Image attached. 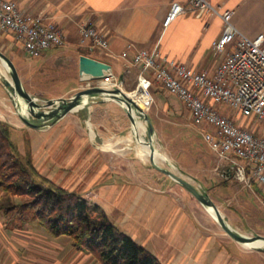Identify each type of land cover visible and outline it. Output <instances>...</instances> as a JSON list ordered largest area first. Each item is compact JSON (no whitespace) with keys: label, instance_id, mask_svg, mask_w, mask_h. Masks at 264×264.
<instances>
[{"label":"rangeland","instance_id":"374dc122","mask_svg":"<svg viewBox=\"0 0 264 264\" xmlns=\"http://www.w3.org/2000/svg\"><path fill=\"white\" fill-rule=\"evenodd\" d=\"M230 1L223 0L222 3L229 2L230 4ZM231 22L243 33L256 35L257 30L264 24V0H245L236 10ZM9 37L0 35V51L13 62L23 87L41 106L38 111L58 113L59 110L55 109L61 105V102H57L58 99H69L78 92L70 95H58L63 92L65 86L72 83V65L64 59L55 62V64L42 63V59L39 57H29L19 44L11 46L13 39ZM86 53L99 52L86 51ZM4 64L0 58V94L2 95L0 96V120L15 125L13 140L24 153L35 129L47 131L52 127V131H56L55 128L59 121L45 123L43 118L38 119L30 112L26 117L41 126L32 128L24 123L21 110L23 105L28 108L29 106L25 102L17 104L16 97L4 85V77L12 81L8 67ZM84 88H87L86 84L81 89ZM154 88L157 87L149 89L152 99L145 109L139 106L130 107L135 112V123L141 124L135 131L133 130L135 123L132 122L120 101L113 95L105 99L100 94V97H103L105 101L115 105L110 111L112 120L102 127L107 134L105 141L75 142L77 134L93 133L86 124L90 108L84 106L71 112L69 114L71 116H80L81 127H68L65 132V135H68L67 138L74 134L70 140L60 138L59 141L53 140L51 143H47L44 148L36 149L33 161L37 169L44 174L41 170L44 167V149L49 146H51L52 159L58 163L60 157L61 160H66L72 150H78L80 156L71 159L73 163L78 162L77 167L75 166L72 173L68 175L66 182L63 183V178L54 182L60 186H71L72 188L69 190L73 189L101 205L114 224L152 253L155 252L153 243L148 239L143 227L134 226L132 223L122 225L120 222L123 219V211H125L123 208L127 198L124 196L112 200L113 196L109 197V191L106 190L107 195L102 189H99L104 186V183L111 186L116 185L120 191L125 185L128 188L143 185L147 191L173 201L177 212L190 215L191 219L198 221L204 227L202 230L205 232L211 233V228L214 227L225 241L228 243L235 241L222 229L217 220L211 217L212 214L207 212L206 206L200 203L179 182L151 164L150 155L143 154L141 151L142 140L153 145L155 161L159 167L177 174L196 187L199 192L208 195L233 229L245 236H264V191L262 188L254 184H246L236 178L230 163L221 161L206 143L202 135V127L192 122L184 105L177 110L173 106H168V109L159 108ZM137 89L138 78L136 80L134 76L130 80V84H123L120 91L127 94ZM112 93L119 95L118 92ZM49 100H56L57 104L53 107H44ZM138 108L151 120L152 133L149 132L148 121L141 115V110ZM104 153L109 156H104ZM34 154H32L33 157ZM94 161L96 164L98 162L100 164L94 166ZM53 163L55 162L53 161ZM106 166L111 169H107ZM69 177H73V179L71 180ZM1 198L2 192L0 191ZM212 216L215 218L214 215ZM7 219L8 217L4 218L3 215H0V264H97L89 254L72 247L67 237H61L56 241L48 239L42 229L34 221L29 220L27 213L23 219L16 218L10 222ZM262 248L264 249V247ZM245 249L263 253V250L255 248L245 246ZM234 252L239 254L235 249ZM240 255L242 256V254ZM246 260L253 262L250 257Z\"/></svg>","mask_w":264,"mask_h":264},{"label":"crops","instance_id":"0c3cea01","mask_svg":"<svg viewBox=\"0 0 264 264\" xmlns=\"http://www.w3.org/2000/svg\"><path fill=\"white\" fill-rule=\"evenodd\" d=\"M12 1L25 13L42 14L54 20L65 31L66 42L64 45L47 49L38 56L45 64H55V62L64 59L72 65V83L65 86L63 92L58 94L59 96L76 93L90 79L79 70V57L86 55L83 54L85 50L78 45L79 25L83 22L88 21L95 25L107 36L109 43L107 50L94 54L87 53V56L109 64L111 71L121 79L124 85L130 84V80L134 76L137 80L140 72V69L133 66L130 60L121 57L124 51L133 54L136 51L152 49L158 45L159 52L164 58L186 64L197 71L207 70L213 73L234 48L233 45H228L223 52L214 50L213 43L221 37L224 29V23L218 16L204 14L197 17L195 14L187 13L177 17L167 27L163 26V21L173 1L185 4L188 0ZM212 1L232 9L234 16L236 10L245 0H231L230 4L229 2L222 3L223 0ZM235 28L245 37L253 39L264 31V24L257 30L256 35L243 33L239 27L235 26ZM4 36H10L9 38L13 39L11 46L13 44L21 46L14 35L4 34ZM152 87H157L154 88V95L156 98L158 97L159 108L168 109V106H173L177 110L183 107V103L177 97L168 95L160 86ZM0 96L2 95L0 94ZM83 100L84 104L78 109L84 106L90 108L86 124L93 133L77 134L75 142L105 141L107 134L102 127L112 120L110 111L115 105L108 103L98 94L87 96ZM70 113L59 120L55 128L56 131H52V127L47 131L35 129L30 140L32 154L36 152V149L46 147L47 143H51L53 140L56 142L60 138L70 140L74 137L72 134L67 138L68 135H65V132L68 127H81L82 122L79 115L71 116ZM234 118L236 123L242 127H248L254 131L261 130L256 122L239 114L234 115ZM139 124L137 123V126L133 128L134 131L139 127ZM44 150V167L41 170L53 181L63 178V183L66 182L68 175L72 173L75 166L77 167L78 162L73 163L71 159L79 157V151L72 150L66 160H61L60 157L58 163L52 159L51 146ZM141 151L143 152L142 149ZM104 156H109V154L104 153ZM33 158L35 160V154ZM99 164L94 161V166ZM106 168L111 169L107 166ZM50 170L52 172H49ZM69 179L72 180L73 177H69ZM83 180L85 181V179ZM62 187L72 188L68 185ZM99 189H102L107 195L106 190L109 191V197L113 196L112 200L124 196L127 198L123 208L125 210L123 219L120 222L122 225L132 223L134 226L143 227L148 239L153 243L154 254L163 264H264V251L263 253L251 252L245 249L246 245L244 244L236 241L228 243L214 227L211 228V233L205 232L202 230L204 227L198 221L191 219L190 215L177 212L173 201L147 191L143 185L135 188H128L125 185L120 191L116 185L111 186L104 183V186ZM211 217L215 220L212 215ZM234 249L239 254L235 253ZM249 257L253 262L246 260Z\"/></svg>","mask_w":264,"mask_h":264},{"label":"built area","instance_id":"2783aa9c","mask_svg":"<svg viewBox=\"0 0 264 264\" xmlns=\"http://www.w3.org/2000/svg\"><path fill=\"white\" fill-rule=\"evenodd\" d=\"M187 13L220 17L224 29L213 48L223 52L228 45L234 46L213 73L164 58L158 45L133 54L124 51L121 57L140 69L138 88L149 94V89L158 85L177 97L192 122L202 127L212 151L230 163L236 178L264 191V31L253 39L245 37L231 22L234 11L212 0L173 1L163 26ZM4 34L14 35L31 58L66 42L65 31L57 22L42 14L25 13L12 0H0V35ZM78 45L88 52H102L109 43L107 36L87 21L79 25ZM86 87H102L106 99L114 90H121L123 82L110 70L100 79H88ZM236 114L256 122L261 130L238 125Z\"/></svg>","mask_w":264,"mask_h":264},{"label":"trees","instance_id":"16d2710c","mask_svg":"<svg viewBox=\"0 0 264 264\" xmlns=\"http://www.w3.org/2000/svg\"><path fill=\"white\" fill-rule=\"evenodd\" d=\"M14 131L13 125L0 120L1 216L10 222L27 213L48 239L67 237L72 247L89 254L97 264H163L114 224L101 205L41 173L30 141L22 153L13 140Z\"/></svg>","mask_w":264,"mask_h":264},{"label":"water","instance_id":"95a60500","mask_svg":"<svg viewBox=\"0 0 264 264\" xmlns=\"http://www.w3.org/2000/svg\"><path fill=\"white\" fill-rule=\"evenodd\" d=\"M0 58L2 61L5 63V65L8 67V70L11 74L12 81H9L5 77L3 78V83L4 85L10 89V91L13 93V95L16 97L18 103L19 102L18 97L23 100V102L27 103L30 109L31 114H34L38 119H44L45 123L46 122H52L55 123L59 121L63 116L67 115L70 112H73L74 110L78 109L80 106L84 104V98L90 95H95V94H103L107 92L105 89L102 87H88L79 90L74 96H72L69 99H58V103L61 102V105H58L55 109L59 110V112L55 111H38V108H41L40 105H38L35 102V99L25 90L23 87V84L21 82V79L17 73V70L15 68V65L13 62L3 53L0 51ZM79 70L82 74H85L89 76V78H97L100 79L104 76L106 71L111 70V66L105 62H102L100 60L94 59L92 57H89L87 55H81L79 57ZM113 92H118L119 95H114L113 93L110 94L113 95L115 98H117L120 102H124L125 108L128 112V115L130 119L132 120L133 123L134 117L130 112V107H138L136 102L129 97L125 92H121L119 89L114 90ZM56 100H49L44 107H53L54 105L57 104ZM18 106V105H16ZM140 109V108H138ZM141 110V109H140ZM141 115L145 117V119L148 121L149 124V132L152 133L153 131V125L151 123V120L147 115H145L142 110H141ZM27 115L22 114V120L24 123L32 128H39L41 126L40 124L32 122ZM51 120V121H50ZM134 125V124H133ZM150 147V161L151 164L158 169L159 171L169 175L171 178H173L175 181L179 182L186 190H188L200 203H202L206 207H210L215 211L216 215V220L219 223V225L222 227V229L230 236L232 237L236 242L241 243V244H248V243H253L257 240L264 241V236L262 235H257L255 237H250V236H245L237 232L235 229H233L225 220L223 215L220 213L218 210L217 206L215 203L209 198L208 195L203 194L198 191L196 187H194L191 183L188 181L184 180L177 174L159 167L155 161V155H154V148L151 143H148ZM255 249L263 250L262 247H253Z\"/></svg>","mask_w":264,"mask_h":264},{"label":"bare ground","instance_id":"6f19581e","mask_svg":"<svg viewBox=\"0 0 264 264\" xmlns=\"http://www.w3.org/2000/svg\"><path fill=\"white\" fill-rule=\"evenodd\" d=\"M127 95L129 97H131L140 108H144L145 109L150 104V102H151L150 95L148 93H146V91L143 88H141V87H139L135 91L130 92ZM18 100H19V102H21V104L23 103V100H21L19 97H18ZM121 103L125 107L124 102H121ZM130 112H131V114L134 117L135 116L134 110L133 109H130ZM21 113L23 115H27L28 113H30V109L28 107H26L25 105H23V109L21 110ZM136 126H137V123H135L133 125V128L136 127ZM140 126H141V124H139V127ZM141 143H142L141 145H142L143 152L150 155L151 152H150L149 144L146 143V142H144V141H142V140H141ZM206 209L212 215H214L215 216V219H216L215 211L212 208H210V207H207ZM244 245H246L247 247H251V248H253V247H264V241L257 240V241H255L253 243H248V244H244Z\"/></svg>","mask_w":264,"mask_h":264}]
</instances>
